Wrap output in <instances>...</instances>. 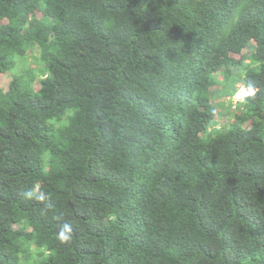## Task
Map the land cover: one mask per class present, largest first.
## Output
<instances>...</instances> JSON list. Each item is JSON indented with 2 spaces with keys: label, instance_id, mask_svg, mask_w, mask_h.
I'll use <instances>...</instances> for the list:
<instances>
[{
  "label": "trees",
  "instance_id": "obj_1",
  "mask_svg": "<svg viewBox=\"0 0 264 264\" xmlns=\"http://www.w3.org/2000/svg\"><path fill=\"white\" fill-rule=\"evenodd\" d=\"M0 264H264V0H0Z\"/></svg>",
  "mask_w": 264,
  "mask_h": 264
},
{
  "label": "rangeland",
  "instance_id": "obj_2",
  "mask_svg": "<svg viewBox=\"0 0 264 264\" xmlns=\"http://www.w3.org/2000/svg\"><path fill=\"white\" fill-rule=\"evenodd\" d=\"M247 91L244 89L240 93H237L234 99L242 98L243 96L247 95Z\"/></svg>",
  "mask_w": 264,
  "mask_h": 264
},
{
  "label": "clouds",
  "instance_id": "obj_3",
  "mask_svg": "<svg viewBox=\"0 0 264 264\" xmlns=\"http://www.w3.org/2000/svg\"><path fill=\"white\" fill-rule=\"evenodd\" d=\"M246 90V89H245ZM247 91V90H246ZM248 93V92H247Z\"/></svg>",
  "mask_w": 264,
  "mask_h": 264
}]
</instances>
